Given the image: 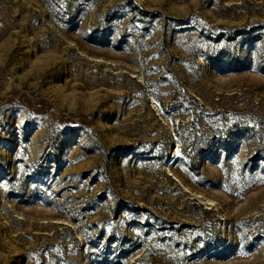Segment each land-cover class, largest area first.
<instances>
[{
  "label": "rangeland",
  "instance_id": "rangeland-1",
  "mask_svg": "<svg viewBox=\"0 0 264 264\" xmlns=\"http://www.w3.org/2000/svg\"><path fill=\"white\" fill-rule=\"evenodd\" d=\"M0 264H264V0H0Z\"/></svg>",
  "mask_w": 264,
  "mask_h": 264
}]
</instances>
